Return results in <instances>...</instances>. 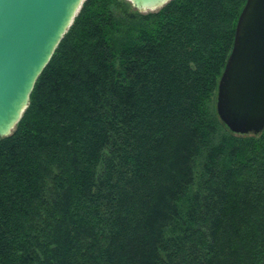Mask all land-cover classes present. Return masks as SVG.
<instances>
[{"label": "trees", "instance_id": "16d2710c", "mask_svg": "<svg viewBox=\"0 0 264 264\" xmlns=\"http://www.w3.org/2000/svg\"><path fill=\"white\" fill-rule=\"evenodd\" d=\"M245 1H82L0 137V264H264V128L215 109Z\"/></svg>", "mask_w": 264, "mask_h": 264}, {"label": "water", "instance_id": "95a60500", "mask_svg": "<svg viewBox=\"0 0 264 264\" xmlns=\"http://www.w3.org/2000/svg\"><path fill=\"white\" fill-rule=\"evenodd\" d=\"M83 0H0V137L28 104L33 84ZM140 12L169 0H129ZM215 109L237 134L264 128V0H246L220 75Z\"/></svg>", "mask_w": 264, "mask_h": 264}, {"label": "rangeland", "instance_id": "374dc122", "mask_svg": "<svg viewBox=\"0 0 264 264\" xmlns=\"http://www.w3.org/2000/svg\"><path fill=\"white\" fill-rule=\"evenodd\" d=\"M126 1H128V2H130L129 0H126ZM131 3V2H130ZM129 9L130 10H136L133 6H132V4L129 6ZM157 10V9H156ZM138 11V10H137ZM154 11V10H153ZM140 12V11H139ZM149 12V11H148ZM143 13H146V12H143Z\"/></svg>", "mask_w": 264, "mask_h": 264}]
</instances>
